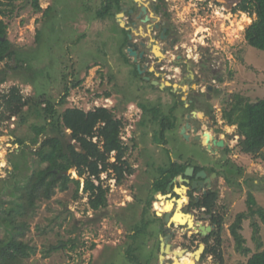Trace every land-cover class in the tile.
<instances>
[{
  "label": "rangeland",
  "instance_id": "1",
  "mask_svg": "<svg viewBox=\"0 0 264 264\" xmlns=\"http://www.w3.org/2000/svg\"><path fill=\"white\" fill-rule=\"evenodd\" d=\"M239 1L161 0L162 11L166 14L164 20L175 28L179 42L174 51L168 48L170 55L166 54L165 62L157 65L151 58L145 64L149 73L141 64L143 72L140 74L125 54L124 35L120 27V22L124 24V21L122 18L119 21L117 17L120 11L105 19L97 16L105 6V0H37L39 10L33 7V0H0V10L4 13L2 19L8 25L7 39L12 50L17 52L20 66L19 69L15 58L1 64L0 70L7 73L8 81L0 86V96L16 86L25 98L34 101L49 99L58 103L63 85L68 81H81L80 86L70 90L66 105L56 109L59 112L65 108H78L85 112L95 108L113 110L115 118L124 123L121 139L131 148L126 158L134 168V175L127 177L121 185L111 178L107 179L105 174L101 175L109 191L107 206L97 211L90 209L82 186L75 197L73 184H69L65 192L57 191L50 200L37 202L32 217L27 220L29 229L23 239L35 248V253L24 264H141L150 257V251L157 250L160 237H165L173 251L184 253L194 252L200 244L212 247L219 239L221 244L217 252H221L222 264H245L247 257L236 251L229 231L238 214L246 216L240 231L245 239L244 246L252 253L256 251L257 241L253 239L252 224H257L259 231L255 236L264 249V222L258 214L252 215L247 205L251 193L257 203L254 211H264V163L240 153L236 127L228 126L223 118L224 111L236 102L235 96L249 103L264 99V53L253 49L244 40V31L253 17L235 11ZM130 2L120 0L125 8ZM47 9H50L48 16L45 15ZM165 45L157 41L160 49ZM210 52L211 63L219 68L221 79L217 85L213 84L219 92L216 90L218 93L212 96L211 112L217 133L225 144L224 155L219 159L223 165L215 164L206 155L186 148L185 139L183 142L175 138L176 141L169 142L166 147L164 144L158 146L159 142L153 140V128H140L138 123L143 114L151 125V113L162 115L168 106L165 104L163 111L157 101V96H161L162 100L168 90L162 93L155 86L151 89L149 82L142 77L147 76L158 85L173 81L175 84H185L186 80L181 82L179 73L172 72V67L180 69L181 65L188 63L191 74L199 73L201 54L206 55L207 59ZM176 55L181 58L177 59ZM157 67L164 68V71L153 76L151 72ZM135 68L137 77L133 73ZM175 75L176 78L172 79ZM204 86L207 85L201 82L199 88L206 91ZM4 112L1 108L0 191L4 192L0 195V201L10 199V190L6 187H12L13 179L18 183L29 179L33 186L39 185L32 175L34 159L28 147L34 137L32 126L44 123L35 116L32 107L24 110L25 121L20 116L6 120ZM156 128L159 130V127ZM46 134L53 136L55 133L48 129ZM155 134L158 136L157 132ZM206 137L211 139V136ZM130 138L134 140L133 149ZM43 139L44 136H40L39 142ZM17 140L26 147L20 148ZM180 150L194 156L193 161L200 162L202 166L213 167L220 172V177L214 180L212 191L218 194L213 214L223 219L221 229L212 226L211 215H207L205 210L190 209L189 201L182 207V212L192 216L194 223L212 226L215 234L207 243L185 226H165L164 223L155 222L163 218L158 217L160 211H156L159 197L176 205L180 196L173 188L184 187L176 179L166 194L154 193L152 189L153 180L168 167L172 158L177 159ZM170 153L173 154L171 157ZM12 162L20 165V170L13 174ZM66 175L78 179L74 170ZM80 182L83 183V180L80 179ZM160 205L163 207V201ZM170 227L172 229H168L164 236L163 231ZM133 228L140 232L142 229L141 235L135 239L129 238L134 232ZM59 242L66 243V248L48 254L47 250ZM132 245L137 257L135 262L128 259L126 254ZM205 253L206 249L195 264H219L215 256Z\"/></svg>",
  "mask_w": 264,
  "mask_h": 264
},
{
  "label": "trees",
  "instance_id": "2",
  "mask_svg": "<svg viewBox=\"0 0 264 264\" xmlns=\"http://www.w3.org/2000/svg\"><path fill=\"white\" fill-rule=\"evenodd\" d=\"M33 7L39 10L37 0H33ZM236 10L253 17L251 24L244 31V40L253 49L264 53V0H240ZM115 11H120V0H105V6L97 16L100 19H105L113 16ZM49 13L50 9H47L45 15L48 16ZM3 16L4 13L0 10V66L6 60L13 58L18 65L17 52L12 50V45L7 39L8 25L3 21ZM122 33L124 34L125 31L122 30ZM133 73L137 77L136 68ZM64 77L65 81L66 76ZM7 81V73L0 70V86ZM80 85L81 81H71L70 83L68 81L63 85V93L58 103H53L49 99L34 101L32 98H25L16 86L11 87L0 96V109L5 110L6 120L20 116L25 121L24 110H29L32 107L35 116L44 121L40 126H32L34 137L28 147L29 153L34 159L32 175L39 185L33 186L29 179L24 183H18L13 179L12 187H6L10 190V199L0 201V264H24L25 260L34 255L35 248L25 243L23 239L25 232L29 229L27 220L32 217L37 202L48 201L57 191L65 192L68 190L69 184H73L76 188L75 197L82 186V192L88 196L90 209L97 211L107 206L109 191V187L104 186L101 175L105 174L107 179L111 178L117 185H121L127 177L134 174V168L126 158L131 148L121 139L124 123L121 119L115 118L113 110L95 108L85 112L78 108H65L59 112L56 109L65 106L70 90ZM235 100L236 102L231 105L230 109L224 111L223 118L228 126L236 127L240 153L250 155L264 163V99L249 103L245 102L242 97L235 96ZM145 111L147 112V110ZM0 114L2 115V113ZM0 120L3 119L0 118ZM159 124L161 131L158 136L155 135L154 141L165 144L162 133L166 128L171 127V124L166 120H161ZM48 129H51L55 134L47 136ZM40 136H44L41 142H39ZM130 140L134 144V140L132 138ZM17 143L20 148L26 147L22 141L17 140ZM33 147L35 148L33 149ZM133 148H135V144L132 146ZM11 167L12 174L20 170L18 162H12ZM170 167V165L165 167L154 179L152 185L154 193L166 194L172 189V179L184 171L183 165H178L172 171ZM70 170L76 172L78 179L65 175ZM80 179L83 180V183L80 182ZM227 182L230 183V180L227 179ZM3 192V190L0 191V195ZM217 199V192L211 190L197 201L191 195L189 207L194 210L204 209L207 215H211L212 226L221 229L223 219L215 217L213 214L217 206ZM247 205L250 213L258 214L264 222V211L262 209L254 211L257 203L251 193H249ZM245 218L244 214H238L229 227L236 251L243 257H247L245 264H264V249L255 236L259 231L257 224H252L253 239L257 241L256 251L252 253L249 248L244 246L245 239L240 231ZM133 230L134 232L129 238L135 239L141 235L142 229L141 232L134 228ZM214 234L215 232H212L207 239L209 240ZM220 244L218 239L214 246L207 248L205 254L215 256L217 263L222 264L221 252H217V247ZM66 246V243L59 242L57 246H51L47 253L65 249ZM72 248H75L74 245ZM133 252L135 249L132 245L126 254L128 259L135 262L137 257Z\"/></svg>",
  "mask_w": 264,
  "mask_h": 264
},
{
  "label": "flooded vegetation",
  "instance_id": "3",
  "mask_svg": "<svg viewBox=\"0 0 264 264\" xmlns=\"http://www.w3.org/2000/svg\"><path fill=\"white\" fill-rule=\"evenodd\" d=\"M162 9L163 7L161 0H131L126 8L124 5L120 4V14H123L122 19L124 21V26L120 27L125 31L124 34L122 33L124 35L125 41V53L127 54V57L131 59L132 65L134 64L136 68L138 66L141 67V64H143L142 68L144 69L147 67L145 64H147L151 58L155 60L157 65L161 64V62H165V60H167L166 54H169L168 48L174 51L176 44L179 42L178 37L175 35V28L164 20L166 14L162 11ZM158 40L162 43H166L163 49H160V47L157 46ZM129 44L132 45L133 51L136 52V63H134V57H130L127 52ZM155 48H157L158 53H160L162 57L156 55ZM211 54V52L208 54L207 59L206 55L201 54L199 58V73L196 72V74H191L192 71L189 70L188 63L181 65L180 69L177 67H172V72L179 73L181 77L179 80L181 82H185L186 80L185 84H175L173 81L170 83L171 86H164L163 89L159 88L160 84L155 86L154 88L161 90L162 93L168 90L167 94H165V98L162 100H160L161 96H157V99H159L157 101H159L160 106L163 107V111L165 108L164 105L168 104L166 107L167 110L166 112H163L162 115L159 113V116L151 114V125L147 123L149 121L148 119L145 120L143 118V114L142 117H140L138 123L140 128H153V137L155 138V133L157 132L159 135V132L161 131L159 123L161 120H166L171 124V127L166 128L162 133L163 141L167 142V144H164L165 147L169 145V142L173 143L176 141L175 138H178V141L182 140L183 142L185 139L186 142L184 143L186 148L193 149V151L198 154H202L203 156L206 155V157L215 164L223 165V162H220L219 159L222 158V154L225 151V144L221 139L222 137H220L219 133H217L218 128L215 127L216 121L212 120L213 112H211V109H213V106L211 105L212 96L214 93L219 92L218 87L216 88L213 84L217 85L221 79L219 76V68H215L214 64L211 63ZM176 58L180 59L181 56L176 55ZM215 62L216 61H214V63ZM163 69L164 68L162 67H157L156 69L154 68L151 73L153 76H157L160 74V71H164ZM145 70L146 73L150 72L146 68ZM140 71H142L141 68ZM142 78L146 80L148 77L144 76ZM175 78L176 75L173 76L172 79ZM148 82L150 84L149 86L152 87V80L150 81L149 79ZM201 82L207 85L204 86L206 91H203L201 89L202 87L199 88ZM216 90L218 92H215ZM210 105L212 108H210ZM156 127H159L160 130H158ZM206 136H211V139L209 140ZM219 141L223 142V147H217L215 145V143ZM159 145L160 144H158V146ZM171 155L173 154L170 153V157ZM193 157L194 156L190 154H184V152L180 150L177 154V159L172 158V160L169 161L168 166H171V171L174 170L178 165L184 166L183 173L172 179L171 186L173 187L176 179H178V182H180L179 177H183L189 182L182 183L184 184V188H181L182 191H180L179 194V200L182 203L181 206H178L177 203L176 205L172 203V207L170 211H168L166 206L171 201L165 202L163 198V200L159 199L160 202L156 203V211H160L157 213L158 215L163 216V218L156 219V223H164V225L167 226V224L164 222L166 213L171 212V216H173L178 210L182 212V207L185 203H188L189 201V205L191 204V195L197 201L202 195H205L210 190L212 191L213 183L215 182L214 180L220 177V172L218 170L216 171V169L213 167L202 166L200 162L193 161L195 160ZM187 168L193 170L190 176H184ZM200 172L205 173L204 178L198 177ZM194 182L196 184L195 186H193ZM195 194L199 195L197 196ZM162 201L164 202L163 207L160 205ZM162 213L164 214L162 215ZM174 226L179 227L176 224H174ZM168 229L172 228H166L163 231L164 236H166V233L169 232ZM211 233L204 239L200 235L199 236L201 237L202 241L207 243V238L211 235ZM164 239L165 237L159 238L157 250H155V252L150 251L148 254L150 257L142 261L141 264H152V261H154L156 264H174L176 260H178V262L180 261L179 257L175 254V252L179 253V251H173L172 247L167 244L166 239ZM203 245L207 250L208 247L205 244ZM167 246L168 249H166ZM192 253L193 252H185L183 256L189 257Z\"/></svg>",
  "mask_w": 264,
  "mask_h": 264
},
{
  "label": "water",
  "instance_id": "4",
  "mask_svg": "<svg viewBox=\"0 0 264 264\" xmlns=\"http://www.w3.org/2000/svg\"><path fill=\"white\" fill-rule=\"evenodd\" d=\"M122 16H123V14H119V15H117V17L119 18V21H120V18H122ZM120 26H121V27L124 26V24L122 23V21L120 22ZM127 52H128V54H129L130 57H134V63H136V52L133 51V49H132V45H131V44L128 45ZM156 55H157V54H156ZM160 56L162 57V55L159 53V57H160ZM137 69L139 70V73H140V74L143 72V71H140V67H139V66L137 67ZM146 80L149 81V78H146ZM166 83H167V86H171L170 83H168V82H166ZM151 84H152V86H157V85H158V82L152 81ZM159 88H162V89H163L162 84L159 85ZM215 145H216L217 147H223V142H222V141H219V142L215 143ZM192 171H193L192 169L187 168V169H186V172H185V174H184V176H190L191 173H192ZM66 174H68V172L65 173V175H66ZM198 177H202V178H204V177H205V173H204V172H200V173L198 174ZM179 180H180L181 183H188V182H189L188 180L184 179L183 177H179ZM207 181H208V180H207ZM195 185H196V184H195V182H194V183H193V186H195ZM183 188H184V187H183ZM173 190H174L175 192H177L179 189H178V188H174ZM157 216L161 217V215H158V214H157ZM191 217H192V216H191ZM170 219H171V215H170L169 213H166V214H165V217H164V222H165L168 226H170V222H169ZM195 224H196V225H195L194 227H191V228H188V225L185 226V227H187L189 230H193V232H194L195 234H199L201 237H206V236H208V235L211 233V231H212V227H211V226H203L202 224H199V223H195ZM171 225H172V223H171ZM173 225H174V223H173ZM163 245H164V244H163ZM201 248H202V252H201L199 258H198L196 261H199V260H200L201 256L203 255V253H204V251H205V246H204L203 244H200L199 247H198V249H197L196 251H194V254H196L197 251H200V250H201ZM166 249H168V246H167ZM181 252H182V251H181ZM183 254H184V252H183Z\"/></svg>",
  "mask_w": 264,
  "mask_h": 264
},
{
  "label": "bare ground",
  "instance_id": "5",
  "mask_svg": "<svg viewBox=\"0 0 264 264\" xmlns=\"http://www.w3.org/2000/svg\"><path fill=\"white\" fill-rule=\"evenodd\" d=\"M155 52H156L157 56H159L157 48H155ZM180 191H182V189H179L177 191V193L180 194ZM159 199H162V198L160 197ZM177 204H178V206L182 205L180 200L177 201ZM171 207H172V202H169V204L166 206V208L168 211H170ZM168 213L171 215V212H168ZM169 222H170V224L174 223L177 226H185V225L187 226L188 225V228L194 227L196 225L193 222V218L190 215L184 214V213L180 212L179 210L176 211L173 216H171V219ZM201 252H202V248L200 251H197L196 254H194V252H193L189 257L183 256L182 252H179V253L175 252V254L179 257L180 261L178 262V260H176L174 264H195L196 260L200 256Z\"/></svg>",
  "mask_w": 264,
  "mask_h": 264
},
{
  "label": "crops",
  "instance_id": "6",
  "mask_svg": "<svg viewBox=\"0 0 264 264\" xmlns=\"http://www.w3.org/2000/svg\"><path fill=\"white\" fill-rule=\"evenodd\" d=\"M164 85H166L167 86V83L166 82H164V84H162V86L164 87ZM163 200V199H162ZM164 203V202H163Z\"/></svg>",
  "mask_w": 264,
  "mask_h": 264
}]
</instances>
